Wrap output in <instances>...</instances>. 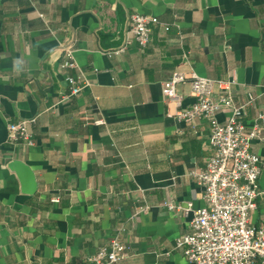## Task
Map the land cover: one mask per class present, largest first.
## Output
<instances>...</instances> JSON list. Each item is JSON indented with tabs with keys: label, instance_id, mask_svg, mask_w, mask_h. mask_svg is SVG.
I'll list each match as a JSON object with an SVG mask.
<instances>
[{
	"label": "crops",
	"instance_id": "crops-1",
	"mask_svg": "<svg viewBox=\"0 0 264 264\" xmlns=\"http://www.w3.org/2000/svg\"><path fill=\"white\" fill-rule=\"evenodd\" d=\"M135 12L159 18L150 42L110 55ZM67 48L76 68L61 66ZM80 71L85 87L61 101ZM0 72V264H75L117 233V264H195L175 247L205 205L192 173L213 154L208 119L177 115L196 101L193 72L235 79L240 120L262 126L251 222L264 227V0H0ZM175 72L180 103L163 92ZM23 119L33 145L9 141Z\"/></svg>",
	"mask_w": 264,
	"mask_h": 264
},
{
	"label": "built area",
	"instance_id": "built-area-1",
	"mask_svg": "<svg viewBox=\"0 0 264 264\" xmlns=\"http://www.w3.org/2000/svg\"><path fill=\"white\" fill-rule=\"evenodd\" d=\"M157 23L160 20L156 16L139 12L131 14L122 44L109 54L123 52L133 43L145 47L151 40L152 25ZM64 57L62 68L77 67L71 48L65 50ZM189 78L196 101L192 106L177 111V115L186 121H194L198 117L208 119L213 154L203 170L192 173L204 189L205 205L194 209L192 232L179 236L175 247L195 264H253L256 261L264 264V227H257L251 222V213L257 208L256 199L260 194L261 173V157L252 150V141L263 139L262 126L256 123L247 131L240 120L245 107L233 101L232 85L236 83L235 79H216L195 72ZM186 79L182 72L173 73L164 82L165 96L180 103L177 86ZM67 81L69 92L62 96L61 101L80 93L86 85L81 71L78 75L69 74ZM252 100L254 96L251 95ZM224 107L231 108L232 112L221 121L218 114ZM258 117L263 119L264 113ZM33 121L23 119L10 122L9 141L33 145L35 142L30 129ZM102 122V119L96 120V123ZM165 204L173 211L187 212L192 209L190 202L187 206L173 201ZM141 210L145 209L140 208L136 213ZM127 250V244L117 233L107 245L75 264H117Z\"/></svg>",
	"mask_w": 264,
	"mask_h": 264
}]
</instances>
